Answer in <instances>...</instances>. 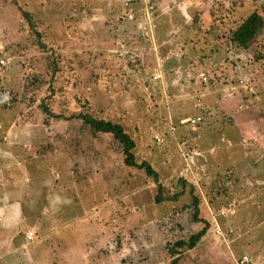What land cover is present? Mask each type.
<instances>
[{
	"label": "rangeland",
	"instance_id": "374dc122",
	"mask_svg": "<svg viewBox=\"0 0 264 264\" xmlns=\"http://www.w3.org/2000/svg\"><path fill=\"white\" fill-rule=\"evenodd\" d=\"M125 2L0 0V264H168L165 245L191 229L192 209L180 210L190 202L189 184L204 197L212 228L180 262L242 264L255 253L264 264V189L257 178L248 188L231 179L237 167L235 176L248 177L243 161L264 158L252 141L226 151L234 162L215 148L216 136L234 135L219 122L255 118L264 134V28L235 51L239 57L226 54L229 28L254 9L264 17V0H135L131 20ZM215 43L218 72L203 80L198 54L213 53ZM239 58L253 77L236 90L227 67ZM178 63L183 71L170 77ZM42 103L54 114L121 123L135 141V160L157 172L161 196L183 193L155 203L156 182L123 163L110 135L48 116ZM220 184L233 210L210 208Z\"/></svg>",
	"mask_w": 264,
	"mask_h": 264
},
{
	"label": "trees",
	"instance_id": "16d2710c",
	"mask_svg": "<svg viewBox=\"0 0 264 264\" xmlns=\"http://www.w3.org/2000/svg\"><path fill=\"white\" fill-rule=\"evenodd\" d=\"M126 2L128 4L125 5V7L128 8L129 12L131 11L134 15V18H136V12L135 10H133L134 8H132L135 0H126ZM19 9H21L23 17L27 20L30 30L33 33H35V35L37 36V42L40 48L43 51H46L47 45H45V42L42 41L41 39L42 33L40 30H38L33 16L29 12L23 10L21 7ZM194 19H196V17ZM263 28H264V17L258 10L254 9L253 11L242 16V18L237 22V24L235 26L233 25L228 30L229 35L227 36V39L230 48H238L240 50H246L249 44L263 30ZM214 46L218 48L221 47V44L219 45L214 44ZM216 48H214L213 51H217L218 49ZM200 72H202L200 74L201 79L205 80V76H204L205 72L203 71ZM239 82L241 83L242 81ZM41 107L44 113H46L48 116L51 117L54 116L55 119H65V120L75 119L81 121L83 125L82 127L86 128L92 136H98L99 133L110 135L111 138L117 143L120 151L123 154V163L126 166L142 169L147 176H149L154 180V182H156L159 192L154 197L155 203H159L161 201L174 202L175 200H177L178 196L183 193V191L180 190L179 192L174 193L173 195L161 196L160 193L161 184L159 182V177L157 172L152 168L149 162L145 160L138 162L135 160V155L133 153V149L135 147V141L125 131L121 123L101 117H95L89 113H84V112H76L69 116H62V114H54L53 112H51V110L48 108V106L45 103H42ZM231 176H232V172H231ZM253 182L255 181L253 180ZM182 185L184 186L185 182L182 181ZM188 186L192 196L190 198L189 204L186 203L182 204L180 210L184 213H187L188 209H192L190 218L188 216L189 218L188 221H190L191 229L188 230V232L184 236H179L173 242L167 243L165 245L164 255L167 257V259H169L168 264H182L180 261L185 260L184 254L188 250H193L196 247L200 246L202 241L207 242L211 232L212 224L209 218L205 217L202 214V208H204L203 202L205 201L204 197L200 194L196 184H189ZM220 187H221L220 193L217 194L215 193L214 196L209 197L210 203L208 204H210L209 205L210 208L211 207L214 208L215 203H217V207L218 206L220 208L225 207L224 208L225 211L233 210L235 206L234 202L232 204L230 199L224 201H222L223 199H221V196L225 195L224 193L227 191V187L223 186L222 184H220ZM226 195L228 196V194ZM220 211L224 214L223 209H221ZM211 214L213 216L214 213L211 212ZM218 216L220 217V215ZM223 217H227V216L225 215ZM228 218L230 217L228 216ZM176 225L178 229H181L182 227L181 224L177 223ZM256 255L257 254L255 253L253 254L251 253L249 257L248 255H246L247 260L243 258L245 256L244 255L240 260V262L242 264H259L258 261H255V259L257 258ZM205 258L206 257H204V260ZM220 258H222L219 259L220 262H222L223 264H228V261L225 260L224 257H220Z\"/></svg>",
	"mask_w": 264,
	"mask_h": 264
},
{
	"label": "crops",
	"instance_id": "0c3cea01",
	"mask_svg": "<svg viewBox=\"0 0 264 264\" xmlns=\"http://www.w3.org/2000/svg\"><path fill=\"white\" fill-rule=\"evenodd\" d=\"M204 17L206 18L205 14H204ZM206 24L207 23L205 21L204 23L201 24V27H206ZM205 41L206 40L203 39L202 42H205ZM182 43H183V45H186V41H182ZM215 44H217V43H215ZM214 48H216V47L214 46ZM216 49H218V50L212 51L213 53L205 55V57H201L200 54H198V57L202 58V60L199 63L200 68H202L201 71H203L205 73H207V72L209 73L210 71H212V73L218 72L217 70H215L216 68H212V66L214 65L212 63L213 62L212 55H214L215 53L219 52L222 49H220V47H218ZM235 51H238V48H230V49L228 48V50H226L227 58L232 59L234 56L239 57V54L235 53ZM229 52H231V53H229ZM241 55L242 54L240 53V57H241ZM244 60L245 59L241 60V58H239L237 60L235 59L234 62L235 61H236L235 63L238 62L236 64V66H234L235 63L230 62V65L227 67V70L232 73V75H233L232 77L238 78V80L235 81L236 87H234V88L236 90L238 88H241V87L244 88V87L248 86V82H249L250 78L253 77L252 76L253 73L250 71L251 69L249 70V68H248L249 64H245ZM241 61H243L244 64H243V62L241 63ZM210 64H212V65L210 66ZM228 64H229V62H228ZM222 66L223 65L220 64L217 66V68L220 70L221 68H224ZM172 69H173V72L169 73L170 77L177 76L180 71H183V68H180L179 63L175 66L170 67V71ZM239 81H242V82L239 83ZM225 85H227V84H225ZM202 89L203 90L200 89V93L202 92L201 95L206 93L205 88H202ZM221 100H222V97L218 100V106L219 107L222 106ZM242 103H244V102H242ZM259 121L260 120H257L255 118H251V117H239L237 120L234 119L233 121L229 122V124H226L225 122H222V123L219 122V124L224 125V127L223 126L222 127L225 131H227L229 129H233L234 135L233 136H222V135L216 136L215 148L226 153L227 156L229 158H231V160L234 162L235 157H231V155L228 154L226 151L228 149L236 150V148L239 151L241 149L247 150V146L245 143L252 141V143L255 144L259 148V153H260V154H258L259 157L264 158V134H261V132L258 129ZM226 125L229 127L227 128ZM213 147L214 146H211V149L214 150ZM246 164H247V166H246ZM263 166H264V164H262L261 161H258V163H257L254 159L248 160L247 163H245L243 161V163H241V168L246 171V175H248L247 178L245 176H240V177L235 176V173H237L239 167L233 168V171H231L232 172L231 179L233 180L235 187L237 186L238 182H240L241 188L247 187L248 182L251 181V183H253V179L257 178L258 185H260L261 188L264 189V187H262V185L264 186V167ZM258 173H259V175H258ZM256 257L259 258V255H256ZM257 258L255 259V261H257Z\"/></svg>",
	"mask_w": 264,
	"mask_h": 264
},
{
	"label": "built area",
	"instance_id": "2783aa9c",
	"mask_svg": "<svg viewBox=\"0 0 264 264\" xmlns=\"http://www.w3.org/2000/svg\"><path fill=\"white\" fill-rule=\"evenodd\" d=\"M127 4H128V3L125 2V5H127ZM127 17H128V19H133V18H134V15H133V13L130 11V12L128 13ZM138 27L141 28V24H138ZM0 62L2 63L1 60H0ZM197 120H198V118H197V119H191V123H195ZM30 235H32V231H29V232H28V234H27V238H28V239H31ZM243 258H244L245 260H247V257H246V256H244Z\"/></svg>",
	"mask_w": 264,
	"mask_h": 264
}]
</instances>
